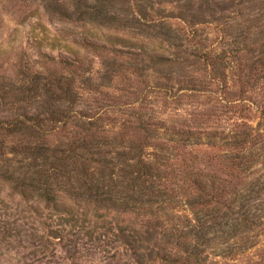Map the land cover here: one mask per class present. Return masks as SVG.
<instances>
[{
    "label": "trees",
    "instance_id": "obj_1",
    "mask_svg": "<svg viewBox=\"0 0 264 264\" xmlns=\"http://www.w3.org/2000/svg\"><path fill=\"white\" fill-rule=\"evenodd\" d=\"M72 1L31 2L35 12L40 8L50 17L108 22L116 30L133 27L110 15L117 0ZM122 1L132 2L145 20L148 9L154 10L152 0ZM183 1L179 13L163 17L181 28L149 20L143 26L150 32L141 41L135 27L141 40L124 45L135 50L129 54L135 69H118L113 61L103 74L95 73L106 83L92 80L81 61H62L67 69L45 74L24 49L7 67L0 63V179L15 183L22 195L36 192L46 201L70 196L127 218L120 238L139 264H229L247 256L253 240L264 235V28L244 26L250 19L239 13L244 8L253 14L256 0H228L223 6L216 0ZM226 11L237 12L240 22L222 15ZM208 25L217 32L213 40L202 29ZM37 35L26 41L35 50L99 47L74 32L62 45ZM4 52L0 48V58ZM175 65L194 66L209 86L197 79L174 83L165 72ZM150 70L165 72L144 87L148 94L166 100L186 91L208 94L202 105L207 109L184 111L178 121L145 104L144 90L133 101L109 95L123 72L146 78ZM85 92L101 99L84 104ZM260 259L255 264H264Z\"/></svg>",
    "mask_w": 264,
    "mask_h": 264
},
{
    "label": "rangeland",
    "instance_id": "obj_2",
    "mask_svg": "<svg viewBox=\"0 0 264 264\" xmlns=\"http://www.w3.org/2000/svg\"><path fill=\"white\" fill-rule=\"evenodd\" d=\"M31 1L0 0V48L5 49L0 63L4 64V68L13 61L15 52L24 49L35 69L45 74L51 69L58 71L67 69L63 68L62 61L72 62L75 65L79 63L75 61H81L84 62L82 65L85 69L93 72L92 80L103 84L101 76L95 73L103 74L113 61H116L118 69H135L136 63L129 57L130 52L135 50L124 45L136 39L146 41L150 29L146 30V26L143 25L147 21L154 20V26L165 21L176 24L179 28L182 27V24L174 19L163 17L175 16L179 13L182 10L180 6L184 3L183 0H152L154 10L148 9L150 17L146 20L139 17L138 8L136 9L132 2L128 4L117 0L114 2L110 15L114 13L122 23H133L132 28L127 29L121 26L118 30H116L118 26L108 22L95 25L93 21L88 23L85 18L71 22L59 17H50L43 9L39 8L35 12L37 6ZM58 1L61 2V0ZM63 1L73 2L72 0ZM216 1L221 6L223 1L226 5L229 3L228 0ZM256 1L258 2L254 12H250L253 14L249 15L248 11H243L244 8L239 10V13L247 14L243 19L249 17L250 21L244 23V26H249L251 29L259 25L264 28V0ZM88 3L93 2L88 0ZM69 9L71 12L74 10L72 6H69ZM158 10L161 11L160 14ZM222 15L239 19L237 12L226 11ZM208 18L209 16H206V19ZM99 20L104 21L101 18ZM135 27H140L138 32L142 35L141 39H139L141 36L135 37L133 34L137 31L134 30ZM202 29L209 40L215 39L217 32L212 26L208 25ZM39 32L42 35L39 36ZM70 32H74L75 37L82 42H91L99 46L98 49L90 50L89 47L77 44L72 46L74 49L72 52L67 53L60 49L50 51L44 45L40 50H35L26 43L32 39V36L38 34V37L44 35L54 37L59 41L58 44L62 45L70 39ZM120 38L123 46L117 44ZM262 42L264 43V40ZM45 53L50 57L45 56ZM52 57L53 61H51ZM145 69H155V67L147 66ZM169 69L172 73L162 71L158 74L150 70L146 78H138L123 72L120 78L112 82L109 95L115 96L118 102L136 100L144 87L158 82V76L164 72L171 74L174 83L180 81V85H187L186 81L197 79V84H203L206 81V86H209L208 78L203 72H197L194 66L175 65ZM113 87L122 90L117 91ZM175 87L178 85L176 84ZM126 91L135 93V96H126ZM143 93L146 96L145 104L154 105L160 115L167 119L181 121L184 111L189 113L207 109V106L202 105L208 101V94L198 95L186 91L173 100H166L161 94H148L146 90ZM256 97H259V94H256ZM95 99H101V95L85 92L82 102L93 105ZM103 102L109 103L107 100ZM114 117L118 116L115 114ZM96 206L98 208L96 202L76 200L64 195L49 201L38 198L36 192H26L22 195L15 183L0 179V264H139L133 258L129 246L125 245L120 238V228L127 225L125 222L127 218L109 210H97ZM124 230L125 233L128 232L127 229L124 228ZM252 244L253 247L245 253L247 256L240 258L235 256L234 261L227 262L255 264L261 260L260 257L264 259V235L253 240ZM237 259L240 261H235ZM144 264L160 263L152 261Z\"/></svg>",
    "mask_w": 264,
    "mask_h": 264
}]
</instances>
